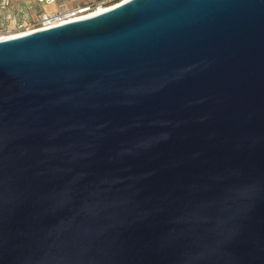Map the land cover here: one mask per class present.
Returning a JSON list of instances; mask_svg holds the SVG:
<instances>
[{"label": "water", "instance_id": "95a60500", "mask_svg": "<svg viewBox=\"0 0 264 264\" xmlns=\"http://www.w3.org/2000/svg\"><path fill=\"white\" fill-rule=\"evenodd\" d=\"M0 264H264V0L0 40Z\"/></svg>", "mask_w": 264, "mask_h": 264}, {"label": "built area", "instance_id": "2783aa9c", "mask_svg": "<svg viewBox=\"0 0 264 264\" xmlns=\"http://www.w3.org/2000/svg\"><path fill=\"white\" fill-rule=\"evenodd\" d=\"M38 3H45V4H54L55 0H36ZM125 0H106L105 3H102L101 6H107L108 8L115 6ZM7 5V0H0V12L5 9ZM82 9H74L72 11H63L58 9L56 12L46 14L44 12L39 13L36 16V20L33 24H28L26 22L16 23L13 25L11 22L10 15H6L3 17L2 21H0V37L7 34H15L19 36L21 34H27L36 30H42L45 28H49L56 25H51L53 22L60 21L62 18L66 16H75L81 13ZM65 19V18H64ZM12 23V24H11ZM60 24H63L62 22ZM59 25V24H58Z\"/></svg>", "mask_w": 264, "mask_h": 264}, {"label": "rangeland", "instance_id": "374dc122", "mask_svg": "<svg viewBox=\"0 0 264 264\" xmlns=\"http://www.w3.org/2000/svg\"><path fill=\"white\" fill-rule=\"evenodd\" d=\"M10 1L11 0H7V5H6L5 9H7V10L11 9V10H15V11L19 10V8L17 9V7H15V5L11 4ZM33 2H34L33 7L35 10L49 14V13L56 12L58 9H61L63 11H72L74 9L89 8L90 12H91V10L95 9L98 6H101L102 3H105L106 0H55L54 4H50V5L45 4V3L36 4L35 3V2H37L36 0H34ZM107 6H109V5H106L104 7H107ZM5 9L2 10L1 12L5 11ZM6 15L7 14H5L4 17ZM10 17H12V16H10ZM35 20H36V17L34 19H32L31 21H26V23L33 24L35 22Z\"/></svg>", "mask_w": 264, "mask_h": 264}, {"label": "crops", "instance_id": "0c3cea01", "mask_svg": "<svg viewBox=\"0 0 264 264\" xmlns=\"http://www.w3.org/2000/svg\"><path fill=\"white\" fill-rule=\"evenodd\" d=\"M34 0H11L10 3L15 5L17 9L19 10H11V9H5V11L0 13V21H2L3 17L5 14L11 17V22H13V25L16 23H22L26 21H31L34 19L37 14L41 13L38 10H35L33 5H34ZM36 4H41L37 3ZM14 11V12H13ZM12 24V23H11Z\"/></svg>", "mask_w": 264, "mask_h": 264}, {"label": "bare ground", "instance_id": "6f19581e", "mask_svg": "<svg viewBox=\"0 0 264 264\" xmlns=\"http://www.w3.org/2000/svg\"><path fill=\"white\" fill-rule=\"evenodd\" d=\"M107 8L108 7L98 6L95 9L91 10V12H90V9L89 8H85V9L81 10L80 11L81 13H79L78 15H75V16H71V15L66 16V17H64L65 19L62 18L60 21L53 22L51 25H58L61 22L62 23H65V22H69V21H73V20H78V19L90 17V16H93L95 14H98L100 12L105 11ZM21 35H23V34H21ZM16 36H19V34L18 35H15V34H7V35L1 36L0 37V40H4V39H8V38H13V37H16Z\"/></svg>", "mask_w": 264, "mask_h": 264}]
</instances>
